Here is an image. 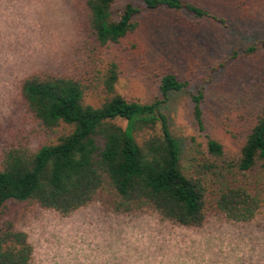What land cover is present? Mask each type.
Segmentation results:
<instances>
[{"label": "trees", "instance_id": "16d2710c", "mask_svg": "<svg viewBox=\"0 0 264 264\" xmlns=\"http://www.w3.org/2000/svg\"><path fill=\"white\" fill-rule=\"evenodd\" d=\"M260 6L264 22V1ZM83 10L87 60L81 72H38L21 82L24 107L41 138L0 154V264H31L33 258L28 234L7 218L12 204L69 215L98 201L116 214L152 211L188 228L203 227L211 216L254 220L264 209V101L239 136L225 129L240 139L232 150L208 131L204 89L192 91L189 81L169 73L160 80V98L130 100L118 88L119 64L99 57L161 11L195 24L223 25L226 18L196 0H83ZM261 52L264 43L235 50L229 60L257 62ZM183 91L202 137L191 139L187 162L163 111L170 96Z\"/></svg>", "mask_w": 264, "mask_h": 264}, {"label": "rangeland", "instance_id": "374dc122", "mask_svg": "<svg viewBox=\"0 0 264 264\" xmlns=\"http://www.w3.org/2000/svg\"><path fill=\"white\" fill-rule=\"evenodd\" d=\"M128 1L119 0V5ZM226 23L195 24L161 11L142 19L139 30L99 57L117 62L120 93L150 103L160 98V80L176 74L204 89L208 131L230 149L264 101V54L254 62L229 59L235 50L262 47L264 0H196ZM83 0H0V154L14 145L37 143L40 132L21 96L26 77L49 72L79 74L86 62ZM233 65V66H232ZM172 130L190 157L196 130L189 93L163 105ZM37 137V138H36ZM41 138V137H40ZM7 218L33 246L31 264H264V209L249 223L209 217L201 228L163 221L156 213L108 211L96 201L69 215L28 204H12Z\"/></svg>", "mask_w": 264, "mask_h": 264}]
</instances>
